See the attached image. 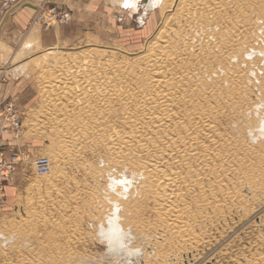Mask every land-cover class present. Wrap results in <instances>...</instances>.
<instances>
[{"label":"rangeland","instance_id":"rangeland-1","mask_svg":"<svg viewBox=\"0 0 264 264\" xmlns=\"http://www.w3.org/2000/svg\"><path fill=\"white\" fill-rule=\"evenodd\" d=\"M13 1L0 0V13ZM150 2L140 0L134 12L110 0H42L17 47L5 46L0 128L9 105L21 126L0 130V153L18 155L17 170L0 189V264H264V0H213L212 12H201L197 32H214L215 42L205 43L196 56H182L195 67L199 92L211 93L219 104L209 146L218 156L190 160L193 178L201 183L177 196L183 221L158 213L156 188L125 201L121 185L131 180L121 174L99 129L120 125V103L108 107L91 140L80 137L61 146L77 126L89 129L98 119L91 110L72 114L64 105L53 110L44 102L40 75L48 65L36 66L30 58L74 57L89 48L118 56L138 49L157 30L149 22ZM50 8L56 9L55 19L47 16ZM64 9L70 19L57 22ZM43 13L51 19L49 27L39 20ZM229 38L233 42L227 43ZM29 40L33 47L25 49ZM128 57L130 65H142L138 57ZM38 156L49 158V175L35 171ZM122 215L134 226L116 245L109 235L118 231ZM111 222L117 224L114 230Z\"/></svg>","mask_w":264,"mask_h":264},{"label":"bare ground","instance_id":"bare-ground-1","mask_svg":"<svg viewBox=\"0 0 264 264\" xmlns=\"http://www.w3.org/2000/svg\"><path fill=\"white\" fill-rule=\"evenodd\" d=\"M110 1L122 5L125 0ZM132 2L134 7L127 9L136 11L139 0ZM213 3L216 4L213 0H151L149 22L157 30L138 49L118 56H110L106 49L89 48L74 57L61 54L59 57L44 55L38 57L39 61L35 56L30 58L36 66L38 63L48 65L46 72L43 68L45 74L40 75L39 91L44 102L53 106V110L64 105L72 114L81 109L90 115L91 110L98 119L99 123L89 129L77 126L67 139L61 140L62 147L80 137L91 140L94 129L105 121L108 107L119 103L123 106L119 112L120 125H102L99 129L103 131L104 145L113 149L118 157L116 163L122 168L121 174L131 180L121 185L125 189V201L151 194L156 188L158 213L172 221L182 220L183 206L177 196L193 191L189 189L194 183H201L199 178H193L194 167L191 169L190 160L215 161L218 156L209 147L214 144L211 117L219 107L218 100L211 93L199 92L195 67L182 61V56H196V51L205 43L215 42L214 32L213 35L206 30L203 34L197 32L201 27V12L204 15L212 12ZM33 4L40 9L41 6ZM229 40L233 42L231 38L226 42ZM31 45L26 41L23 47L30 49ZM128 56L138 57L142 65H130ZM12 57L17 58L14 55L7 58ZM39 114L43 117V113ZM61 120L55 122L61 126ZM185 120L188 121L186 126ZM203 130L205 133L201 134ZM54 153L52 158L56 161L58 154ZM144 164H147L145 168ZM52 167L53 171L57 168L55 162ZM128 168L135 171H127ZM116 223L119 238L134 226L123 215ZM116 223L111 222L110 229L114 230ZM120 240H114L115 244H121Z\"/></svg>","mask_w":264,"mask_h":264},{"label":"built area","instance_id":"built-area-1","mask_svg":"<svg viewBox=\"0 0 264 264\" xmlns=\"http://www.w3.org/2000/svg\"><path fill=\"white\" fill-rule=\"evenodd\" d=\"M57 12L55 8L48 9L47 16L51 19H55L57 16ZM58 19L60 23H66L70 19L69 12L67 10H62L58 12ZM45 13L40 15L39 20L45 24V27H49L51 25ZM4 119L6 123L2 125L0 128L1 131L6 130L8 128L17 129L21 126V119L18 115V112L13 108L12 105H9L5 108V116ZM18 155L16 153H12L9 155H5L0 153V189L5 181H7L12 173L17 170L18 167ZM33 165L35 171L38 174H48L51 167V162L48 157L38 156L33 159Z\"/></svg>","mask_w":264,"mask_h":264},{"label":"crops","instance_id":"crops-1","mask_svg":"<svg viewBox=\"0 0 264 264\" xmlns=\"http://www.w3.org/2000/svg\"><path fill=\"white\" fill-rule=\"evenodd\" d=\"M16 1L17 0H14L12 4L7 6L0 13V46H1L0 47V57L1 55H3L5 46L7 50L14 49L15 47H17V44L20 40L19 36L21 37L23 36V33L21 34V31H24V28L28 25L31 12L33 10L38 11V8H32L30 6L27 7L24 4L16 5ZM28 1L36 3L38 5L39 4L41 5V2H42V0H28ZM125 2L126 0L123 3L124 5H125ZM29 41L31 42V40ZM1 43H3L4 45ZM31 46H33V44ZM4 53H6V51ZM1 73H5V70L0 69V81H1V78L3 77V74ZM3 91L4 90L1 88L0 97L3 94H5Z\"/></svg>","mask_w":264,"mask_h":264},{"label":"snow or ice","instance_id":"snow-or-ice-1","mask_svg":"<svg viewBox=\"0 0 264 264\" xmlns=\"http://www.w3.org/2000/svg\"><path fill=\"white\" fill-rule=\"evenodd\" d=\"M126 8H132L134 7V4L132 2V0H126L125 5ZM109 239L110 240H116L117 242L119 241V236L118 233L116 231H113L110 235H109ZM120 247H123V245H120Z\"/></svg>","mask_w":264,"mask_h":264},{"label":"water","instance_id":"water-1","mask_svg":"<svg viewBox=\"0 0 264 264\" xmlns=\"http://www.w3.org/2000/svg\"><path fill=\"white\" fill-rule=\"evenodd\" d=\"M24 5L27 6V7L30 6L32 8H36V6L33 3H31V2H25Z\"/></svg>","mask_w":264,"mask_h":264}]
</instances>
